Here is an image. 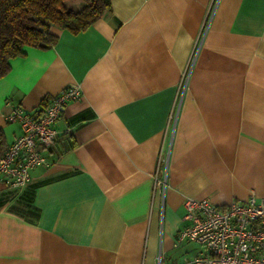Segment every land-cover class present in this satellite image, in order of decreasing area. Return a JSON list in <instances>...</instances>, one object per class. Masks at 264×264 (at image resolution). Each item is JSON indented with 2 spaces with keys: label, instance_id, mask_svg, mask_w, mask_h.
I'll use <instances>...</instances> for the list:
<instances>
[{
  "label": "crops",
  "instance_id": "1",
  "mask_svg": "<svg viewBox=\"0 0 264 264\" xmlns=\"http://www.w3.org/2000/svg\"><path fill=\"white\" fill-rule=\"evenodd\" d=\"M109 3L77 34L52 27L56 44L24 47L0 79L5 149L20 135L13 107L80 88L50 164L22 191L0 180V264H187L202 247L178 240L184 197L264 200V0Z\"/></svg>",
  "mask_w": 264,
  "mask_h": 264
},
{
  "label": "built area",
  "instance_id": "2",
  "mask_svg": "<svg viewBox=\"0 0 264 264\" xmlns=\"http://www.w3.org/2000/svg\"><path fill=\"white\" fill-rule=\"evenodd\" d=\"M207 28V23L204 30ZM188 60L191 66L193 52ZM189 68V67H188ZM186 75L180 82L184 91ZM80 97V88L71 85L49 99L42 108L26 111L12 108L6 120L17 123L20 135L0 156V180L12 190H24L30 181V171L48 166L46 155L57 138L54 129L64 107ZM168 150L160 147L158 164L166 167ZM166 168L154 173V190L163 198L166 188ZM184 226L178 230V240L199 244L202 251L187 264H264V200L255 201L251 195L245 203L232 201L225 207L211 204L207 199L184 197L182 200Z\"/></svg>",
  "mask_w": 264,
  "mask_h": 264
},
{
  "label": "trees",
  "instance_id": "3",
  "mask_svg": "<svg viewBox=\"0 0 264 264\" xmlns=\"http://www.w3.org/2000/svg\"><path fill=\"white\" fill-rule=\"evenodd\" d=\"M66 1L0 0V79L10 71L9 60L24 55V47H53L52 27L77 34L110 9L109 0H80L78 11L66 7ZM5 150L0 134V156Z\"/></svg>",
  "mask_w": 264,
  "mask_h": 264
}]
</instances>
